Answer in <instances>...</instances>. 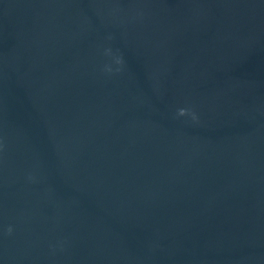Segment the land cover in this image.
<instances>
[{
	"label": "water",
	"instance_id": "95a60500",
	"mask_svg": "<svg viewBox=\"0 0 264 264\" xmlns=\"http://www.w3.org/2000/svg\"><path fill=\"white\" fill-rule=\"evenodd\" d=\"M0 264H264V0H0Z\"/></svg>",
	"mask_w": 264,
	"mask_h": 264
},
{
	"label": "clouds",
	"instance_id": "9594fccd",
	"mask_svg": "<svg viewBox=\"0 0 264 264\" xmlns=\"http://www.w3.org/2000/svg\"><path fill=\"white\" fill-rule=\"evenodd\" d=\"M187 114V110L186 109H179L178 111V115L180 116H184ZM9 231H11V229H9Z\"/></svg>",
	"mask_w": 264,
	"mask_h": 264
}]
</instances>
